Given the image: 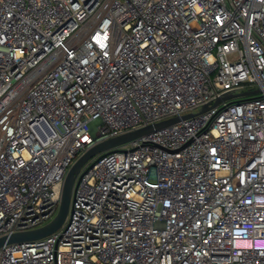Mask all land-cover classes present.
Instances as JSON below:
<instances>
[{"label":"built area","instance_id":"built-area-1","mask_svg":"<svg viewBox=\"0 0 264 264\" xmlns=\"http://www.w3.org/2000/svg\"><path fill=\"white\" fill-rule=\"evenodd\" d=\"M172 118L0 264H264V0H0V238Z\"/></svg>","mask_w":264,"mask_h":264},{"label":"water","instance_id":"water-1","mask_svg":"<svg viewBox=\"0 0 264 264\" xmlns=\"http://www.w3.org/2000/svg\"><path fill=\"white\" fill-rule=\"evenodd\" d=\"M230 97H227L228 99ZM221 99L217 100L220 101ZM207 107H204V110H206ZM193 114H188L185 116H182V119H187L192 117ZM179 121V118H172L160 123H157L155 125L147 126L145 128L115 137L111 138L105 141H102L95 146L91 147L88 151H86L69 169L65 180L63 182L62 191H61V197H60V203L59 208L57 211L56 216L54 219L44 227H41L39 229L29 231V232H22V233H15L9 236L1 237L0 238V248L5 244H16V243H23V242H30L35 240L43 239L53 232H55L65 221L69 204H70V198H71V190L72 186L75 180V177L79 173L80 169L93 157L105 154L109 151H112L116 149L117 147L126 144L132 140H135L141 136L147 135L154 130H158L167 126H170L171 124H174Z\"/></svg>","mask_w":264,"mask_h":264}]
</instances>
